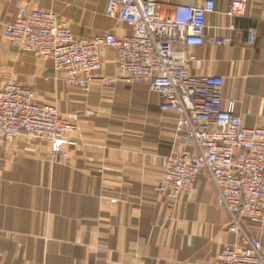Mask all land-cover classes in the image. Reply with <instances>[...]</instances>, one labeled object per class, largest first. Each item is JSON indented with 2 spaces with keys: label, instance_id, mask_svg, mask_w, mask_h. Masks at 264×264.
Here are the masks:
<instances>
[{
  "label": "crops",
  "instance_id": "crops-1",
  "mask_svg": "<svg viewBox=\"0 0 264 264\" xmlns=\"http://www.w3.org/2000/svg\"><path fill=\"white\" fill-rule=\"evenodd\" d=\"M209 0H169L201 7ZM206 35L230 39L227 47L177 45L193 76H220L223 98L236 101L246 128L264 127V0H249L247 14L228 30L232 0H211ZM53 11L75 37L92 39L132 28L106 16L103 0H0V84L32 89L39 103L73 117L77 130L53 146L26 135L0 138V264H211L235 242L231 218L201 170L196 187L177 203L158 191L171 152L198 154L176 133L178 117L145 82L119 77L117 53L100 50L103 65L89 94L71 86L53 61L37 58L5 37L21 7ZM257 31L254 46L248 30ZM108 79L104 83L102 80ZM244 225L262 243L264 223Z\"/></svg>",
  "mask_w": 264,
  "mask_h": 264
},
{
  "label": "built area",
  "instance_id": "built-area-1",
  "mask_svg": "<svg viewBox=\"0 0 264 264\" xmlns=\"http://www.w3.org/2000/svg\"><path fill=\"white\" fill-rule=\"evenodd\" d=\"M103 1L106 16L130 26V36L77 38L55 12L23 6L7 25L5 37L22 51L53 61L57 73L84 94L91 91L95 73L103 65L101 48L115 49L117 75L145 82L159 94L160 109L178 117L177 135L198 151L166 156L159 193L177 203L196 187L205 169L218 193L217 206L229 214V231L236 239L224 245L211 264H264L261 240L244 225L245 218L264 223V127H244L236 101L224 102L223 78L190 75L184 53L176 50L177 45L206 42L230 45L228 38H207L206 19L215 12L214 1L201 7H170L169 0ZM248 1L232 0L228 6L230 32H236L235 21L246 16ZM256 41L257 31L248 30L249 46ZM75 121L61 116L55 106L39 103L32 89L12 81L0 84V138L26 135L48 142L55 150L54 162H59L67 153L58 154L56 148L74 144L65 136L77 130Z\"/></svg>",
  "mask_w": 264,
  "mask_h": 264
}]
</instances>
